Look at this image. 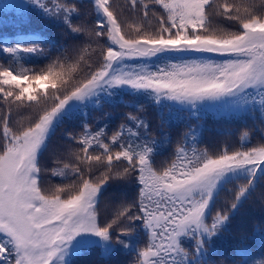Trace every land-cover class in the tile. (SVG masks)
<instances>
[{"label":"snow or ice","instance_id":"1","mask_svg":"<svg viewBox=\"0 0 264 264\" xmlns=\"http://www.w3.org/2000/svg\"><path fill=\"white\" fill-rule=\"evenodd\" d=\"M0 9L35 21L0 36V264H88L77 258L96 249L121 253L117 264H225L224 233L264 181V137L251 144L244 132L238 147L210 152L190 129L157 166L171 137L158 140L137 113L150 103L169 127L174 111L259 114L264 132V0H6ZM105 104L135 111L109 134L108 122H87L86 110ZM65 123L72 130L50 147ZM45 152L55 166L42 163ZM47 172L60 182L46 183ZM236 255L264 264L244 246L232 264Z\"/></svg>","mask_w":264,"mask_h":264},{"label":"trees","instance_id":"2","mask_svg":"<svg viewBox=\"0 0 264 264\" xmlns=\"http://www.w3.org/2000/svg\"><path fill=\"white\" fill-rule=\"evenodd\" d=\"M6 2V0H0V3ZM84 5L89 3V0H82ZM118 3H123L124 0H117ZM35 26L34 18L32 14L25 10L24 12H17L15 9H0V36L11 37L17 32L31 29ZM61 29H56V34L60 42H64L67 38L60 35ZM69 44L73 41L68 40ZM124 101L130 103H143L142 98H137L129 95L123 96ZM87 122L93 127L97 123L102 124L104 122L109 123L108 132H111L121 123L122 114L128 111H135L134 109L125 107L124 104H119L115 107L105 104L101 108L97 109H87ZM106 113H111L113 119L107 121ZM141 115L150 124L153 129L156 138L162 140L164 137L161 134L171 137V143L166 144V151L155 156V163L160 166L166 160L170 162L172 153L174 151L176 142L180 139L183 133L189 131L190 129H195L197 131V144L196 146L200 149H208L210 152L221 150L225 143L229 147H238L240 143V136L242 133L247 132L248 139L251 144L258 143L262 137H264V132L261 131V124L259 119V114L255 120L251 118L245 119H231V120H220L213 114H208L203 120H197L194 118H188L187 112L174 111L172 113V125L169 127L167 123L161 124L159 116L157 114L156 108L152 104H147L146 109L142 113H137ZM167 117L168 113L165 112ZM80 117V120H83ZM202 126V130H201ZM72 130L68 123L61 124L52 137L50 147L62 142V136L65 130ZM79 131V129H76ZM46 162V167L51 168L55 165L52 164L50 159V154L45 152L42 163ZM46 183L50 179L52 183H59L60 177H51L50 172L45 173ZM230 187V186H229ZM131 188V185L128 186ZM264 190V181L260 182L256 192L247 200L244 206L241 208V213L243 216H238L230 226L229 232L224 233L226 240L225 248L228 251L225 256L228 259L225 260V264H232L233 252L240 246L246 247L250 252L257 253L254 256V260L264 259V231L254 232V227L257 224L264 225V204L261 203V191ZM113 192L109 190L105 193V198H110ZM226 193L222 192L220 195V200L223 201ZM244 236L242 245H237V241L240 236ZM88 264L95 261L96 264H117V261L123 259L121 253H113L110 257L105 258L101 250L96 249L92 253H85L83 258ZM215 259L222 260L224 257H216ZM236 264L240 262V256H235Z\"/></svg>","mask_w":264,"mask_h":264}]
</instances>
